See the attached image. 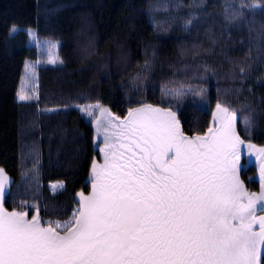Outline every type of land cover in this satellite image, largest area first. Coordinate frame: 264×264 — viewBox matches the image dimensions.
Segmentation results:
<instances>
[{"label": "trees", "instance_id": "obj_1", "mask_svg": "<svg viewBox=\"0 0 264 264\" xmlns=\"http://www.w3.org/2000/svg\"><path fill=\"white\" fill-rule=\"evenodd\" d=\"M28 29L51 41L58 62L38 60L48 54ZM217 104L235 114L245 143L264 147V0H0L7 212L38 214L44 227L72 220L104 156L82 108L97 105L118 120L145 105L170 110L192 139L215 126ZM239 174L260 190L254 164Z\"/></svg>", "mask_w": 264, "mask_h": 264}, {"label": "snow or ice", "instance_id": "obj_2", "mask_svg": "<svg viewBox=\"0 0 264 264\" xmlns=\"http://www.w3.org/2000/svg\"><path fill=\"white\" fill-rule=\"evenodd\" d=\"M216 107L221 126L192 139L151 105L109 121L104 163L93 162L91 195L71 221L44 227L0 207V264H261L264 185L256 195L240 182L244 141L235 114ZM255 152L264 180V148ZM5 179L0 169V199Z\"/></svg>", "mask_w": 264, "mask_h": 264}, {"label": "rangeland", "instance_id": "obj_3", "mask_svg": "<svg viewBox=\"0 0 264 264\" xmlns=\"http://www.w3.org/2000/svg\"><path fill=\"white\" fill-rule=\"evenodd\" d=\"M34 42V40H33ZM35 43V42H34ZM54 48L52 49V56L50 57V59H52L54 57ZM35 64L34 63H29L27 65V70H26V73H25V82H26V86L27 88H31L32 87V84L31 82L33 81V73H34V70H33V66ZM84 112H86L87 114L91 113V115H89L90 117H92L94 120V124H95V128H96V145L97 147L99 148H105V143L103 144L102 142V139L104 140V127L108 126V122L111 121L113 124L115 125H119L121 124L122 122L124 123H127V120H118V119H115V118H111L110 115H109V111L108 109L106 108H102L100 106H89V107H85V108H82ZM217 113V110L216 112ZM97 122H99V125H100V130L98 132V124ZM221 126V123L219 121V119H215V126L213 128H219ZM235 129H236V119H235ZM116 129H113V128H109V135H111V133L113 131H115ZM112 143H117L116 141V138L113 137L112 140H111ZM249 143H245L243 145L240 146L241 148V160H240V166H241V169L243 168V166L245 167H248L249 165H255L258 169V179L260 181V190L258 191H251L249 190L246 185L241 181L240 179V174H239V180L240 182L243 184L245 190L249 193V194H256V195H260L261 191H262V185H264V180L261 179L260 177V161L257 160L256 158V152H255V149H260V148H264V147H257L255 146V149H253L251 151V153L249 152V149L247 148V145ZM104 163V156L103 158L100 160V162L98 164H103ZM243 164V166H242ZM3 175L4 177L6 178L4 180V196L2 199H0V207L3 208L4 211L5 208H4V197H5V194L8 190V187H9V183H10V179L9 177L6 175V173L3 171ZM63 186V183L61 182H58V183H54L52 184V189L55 191L59 188H61ZM91 195V193L89 194ZM89 195H84V196H89ZM260 215H264V212H260L258 211L257 212V216H260ZM71 221V220H70ZM65 222H62V221H56V222H51V225L53 227H55L57 224H60V225H63ZM49 226V225H48ZM47 227V226H46ZM257 229H258V226H257ZM58 231H61V234H63L62 230L60 228L57 229ZM263 255H264V250H262V256H261V264H262V261H263Z\"/></svg>", "mask_w": 264, "mask_h": 264}, {"label": "bare ground", "instance_id": "obj_4", "mask_svg": "<svg viewBox=\"0 0 264 264\" xmlns=\"http://www.w3.org/2000/svg\"><path fill=\"white\" fill-rule=\"evenodd\" d=\"M15 29H19L18 27H14ZM27 33L30 36V43H34L37 44L36 46L39 47L40 49H43L45 52L42 51V53H47L48 57L46 58H40L38 59L41 63H53V62H49V61H59V57L56 55V51L54 50V57L52 59H50V57L52 56L51 52L52 49L54 48V46L52 45L51 41L46 40V39H41L39 37H37V33L34 30L28 29ZM34 40V42H33ZM32 45V44H30ZM41 55H39L40 57ZM54 62V63H55ZM25 86V75H24V79H23V83H22V88ZM20 95H24L23 93H21ZM25 96V95H24Z\"/></svg>", "mask_w": 264, "mask_h": 264}]
</instances>
